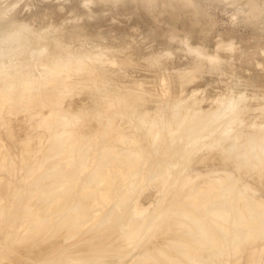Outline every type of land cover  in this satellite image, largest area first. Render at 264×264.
<instances>
[{"label": "rangeland", "instance_id": "obj_1", "mask_svg": "<svg viewBox=\"0 0 264 264\" xmlns=\"http://www.w3.org/2000/svg\"><path fill=\"white\" fill-rule=\"evenodd\" d=\"M4 1L5 0H0V54L2 55V53H3V54H9L10 55V57L12 59H9L8 58L9 56L4 55V57H6L5 59H7V62H9L10 60L13 61L14 59H16V61L19 60V62L18 61L17 62H11L10 61L12 63L11 64L12 67H11V65H8L7 62H5L6 64H4V65H6V66L8 65V66L4 67L2 65L3 67L0 68V75L2 73V70L4 69L6 72H10V73L14 72L15 74H20L21 76L17 79L18 81H22V80H24V77H26L29 80H31L32 82H35V75L40 76L41 72L43 70V67H42L41 60H39V58L37 56H35V55H37V54H35V52L38 49H41L42 46L41 45L38 46L37 43H34V42L36 41L39 43L46 36L59 34V36H61V37L64 36V37L59 38L57 36V38L62 39V40H58V41L63 43L62 45L68 46V48L70 50H72V52L87 51L86 53H92L93 50H94V53L100 52L105 58V62L102 64V66H107L109 69L115 70L116 74H114L115 77H114L113 81L115 83L117 82L119 84H124L123 87L128 91H131V92L137 91V92H141L142 94L149 96L150 100L147 101V103H146V109H151L149 111L155 110L154 108L162 109L163 114L166 115L165 117H162V122L165 125H167L168 127L173 128L176 126V121L173 119H170L171 116H168V115H171L170 113L172 112L174 106H176L177 111L179 113H181L182 115H190L194 111L193 107L196 106L194 98L197 99V102L198 101L200 102L199 105H201L202 110H207L209 108L214 107L216 109V111H221L223 108L226 107L224 109V111L226 113H223L222 116L217 119V122H219L220 124H223V126H219V127H227V130L224 133H221V134H207V132H204L202 134H181L180 133V134H178L179 137L176 139L175 144L171 147H168V148L166 147V148L160 149V146H159L156 151H153V150L149 149L146 146V144L144 143V145H143V147H144L143 152L144 153L138 152V156L140 158L139 161H141V163L138 167H136L137 168L136 172L139 173V176L146 177L147 181L145 182L144 181L145 178L142 177V179L144 178L142 180L143 183L141 182V180L139 181V182H141L140 184H142V185L140 186V184H138L139 182L136 183V185H139V188H137L138 187L137 186L136 187L137 190L135 189L136 191H133L134 193L131 197V201H126L125 205H123V208L124 207L126 208L127 207L126 204H128V202H130L128 205L129 207H127L126 210H124L125 208L119 209L120 212H122L123 210L125 211V212L123 211L124 212L123 214L125 216H127L128 214L134 215L132 213H128V210L132 211L134 209L133 207H136V206H137V208H135V209H139L141 207L143 210L145 208H147V210L146 211L142 210L144 213H142V212L141 213L140 212L135 213L139 210H136V211L134 210L135 212L132 211L135 214H139L141 216V214L144 215L148 212H149L148 214H150V212H151V215H149V216H151V218H149V219H151L150 220L151 222L149 220L148 221L146 220V221L150 222L149 224H153L154 226L152 225V228L150 226L149 233L147 232L148 228H147V231L146 230L142 231V232H144V234H145V232L148 233L146 236H144V234L142 233L143 237L142 236L138 237V234L135 233L137 236L130 237L131 233L129 234L128 232L126 233L125 231H124L125 233L122 232V235L124 236V238L127 239L126 236H129V238H128L129 240L127 239L128 241L126 242V244L129 243V246L130 245L132 246V244H133V246L134 245L136 246V244L139 243L138 245H140V243H141L140 247H138V249L140 251L138 255H141L140 253H143V252H141L142 250L144 251V253L148 252L147 247L150 246L149 243H151L154 238H157L155 240H160L159 239L160 237L164 238V236L168 232H165L163 229L164 233H166V234H164V236H161L163 234V233H161L162 232L161 231V232H159L161 235L160 234L157 235V229L158 228H156V230H155V228H153V227H155V225H157V224L158 225L156 227H159V225L162 226L163 223H161V221L162 220L164 221V216H165L162 213L165 212L167 209H170L174 206H178L180 204L182 197L184 196L185 189L187 187L189 188L192 185V182L195 180L193 177H195L197 175L202 177L201 175L206 174L207 170H209V172H211V170L213 171L215 168L217 173L220 171L227 173L231 177V179L228 177L226 179H227V181L232 180L231 183H232L233 189L237 188L236 191L240 190V191H238V193L239 192L242 194L244 193L243 194L244 196L247 194L246 196H250L249 198L253 199L255 202L257 201L256 204L257 203L260 204L262 202V204H260V205H263V209H264V183H263L264 173H262L264 171L259 170L260 166L258 164L259 162H258L257 156L254 154V155H251L249 157V165L248 166L237 165L232 161L231 157H229V155L225 154L221 150V148L219 147L220 142H225V144H226V142H230L231 137L236 138V142L239 143V142H242L244 139H248L247 136L250 134H253L255 132L259 133L258 136L264 135V115L259 114L260 108L262 107L259 105L264 103V60H262V59H264V0H6L5 2ZM15 5H18V7L15 9V11H13V8ZM176 28H178V29H176ZM61 30H62V32H61ZM15 31H17V32L20 31L21 36H19V37L14 36L15 37L14 41L10 40L9 36L14 35ZM74 33H76L77 36H75L76 34H74ZM73 34H74V36H73ZM31 35H34V36L39 35V36H36L37 37V39H36V37H33V36L31 37ZM25 36H26V38H25ZM27 38H29V39H27ZM70 38H71V40H70ZM25 39H27L29 41H27ZM33 40H35V41H33ZM65 40H67V41H65ZM31 41L34 44H32ZM62 41H64L66 44ZM28 42H31V45L28 44ZM32 45H34V47H31ZM227 46H230V47H232V49L233 48L234 49L230 50L231 48L227 47ZM35 47H36V49H35ZM96 47H97V49H96ZM236 47H238V48L235 51ZM167 48H169L170 51L172 49L174 50V52L176 51L177 57L175 54H174L175 56L172 55L174 57H172V56L166 57L165 54L167 52L166 51ZM81 49H83V50L81 51ZM88 50H90V51H88ZM164 51H165V54L163 53ZM232 51H234V52H232ZM168 52L166 55L169 54ZM171 52H173V51H171ZM162 54H164V55H162ZM171 54H173V53H170L169 55H171ZM198 54H199V56H202L203 58H200L198 56ZM194 55L197 57H195ZM212 56H213V59L211 58ZM42 57L44 58L45 56H42ZM172 58H174V59H172ZM207 58H209L208 61H207ZM216 58H217V60H216ZM150 59L152 60V62L151 61L148 62ZM192 59H193V61H194L193 63L195 65L199 63V62L196 63L197 61H199V60L201 61L199 63L200 64L199 65L200 67L198 69L199 73L194 76L195 79L192 77L193 79L191 78L190 81L188 80L189 81L188 83L185 81L187 84L183 81V83H185V85H184L182 83V81L177 80L179 78V76L177 74H179L182 71L184 72L185 69H186L185 71H187L188 69L190 70L191 69L190 67H193L192 65H194L193 63L191 64ZM1 61L2 60H0V62ZM124 61L126 63L122 64ZM218 61H219V63L222 62L221 63L222 65H223V63H225L224 65H226V66L223 65L224 67L220 69V67H222V66H220V64H219V66H217V70H216V68H214V71L215 70L216 71L221 70V72L223 73L222 69L224 71L226 70L228 72L225 71L224 75L227 74V76L225 75V77H221V76H223V74L221 72L216 73L213 70H210L214 67L212 65H214L215 63H216V65L218 64ZM203 62H204V64H202ZM16 63H19L17 65H20V66H17ZM20 63H22V64H20ZM229 64H232V65H229ZM209 65L212 66V68ZM233 65H234V67H233ZM262 65H263V67H261ZM14 66H16V67L13 68ZM201 66H202V68H201ZM236 66H238L237 69L239 71V72H237V74H235V72L237 71V69L235 68ZM207 67H210V69H207ZM200 68H201V70H200ZM228 68H230V69L227 70ZM232 68H234L236 71L234 69L232 70ZM260 68H262V69H260ZM177 69L180 71L177 72L176 71ZM120 70H121V72L119 73ZM206 70H207V74H206ZM208 71L210 74L208 73ZM212 71L217 75L212 74L213 73ZM231 71L233 73H231ZM105 73H106V70L104 71V74ZM220 73L222 75H220ZM229 73H231V75H233V76H231ZM43 74H44V71H43L42 75ZM120 74H121V76H120ZM219 75L221 78L218 77ZM105 76H104V80L107 82L106 83V90L109 89V91H106V90L104 91V90L97 88V89H94L92 91V93H93V94L91 93L92 95H98L102 98H104V97L107 98L106 95H108L109 92H114L113 82L111 83L110 80ZM232 78H234V79H232ZM191 80H194V81H191ZM178 81H180V82H178ZM9 85L10 86L5 85V84L0 82V87H2V88L11 87V84H9ZM12 86H15V84ZM135 86H137V88H135ZM164 90L167 91L168 97H165V96L163 97L161 95V94H163ZM217 95L220 96L219 98H221L222 96L225 97L224 98L225 100L223 99L224 100L223 103L220 104L219 106H217V105L215 106L216 102L214 101L215 100L214 97L218 98ZM225 95L227 96L228 100L232 101V103H230V101H227ZM106 98H104V99H106ZM151 98H152V100H151ZM176 98H178V99L176 100ZM94 100H96V99H94ZM158 100H160V101H158ZM173 100H175V103L173 102ZM92 101L93 100H91L89 97L82 98V105L84 108H86L85 115H86L87 120H88L89 130L92 132V134L87 141L86 148H84L83 150L81 148L80 153H82V151H83V153L87 154V156H98L100 150L104 149L105 146L100 143V141H103L102 140L103 137H101V135H102L101 129H100L99 124H97V120L91 116L90 111L91 110H99L97 108L102 106L103 102L100 103L98 101L99 103L92 104L91 103ZM165 102H167V104ZM170 103L172 105L174 103V105L171 107ZM187 103H188V106L190 104L191 105L188 107ZM229 103H230V105H228ZM164 104H166V105H164ZM106 105L107 104L105 103L104 106H106ZM226 105H228V106H226ZM186 107H188V108H186ZM106 109L112 112L113 117L114 116L117 117L116 111H115V105H112V106L108 105L106 107ZM167 110H168V112H167ZM23 111H25V110L19 111L18 114L21 112L24 113ZM9 116L14 117V114H11ZM15 116L18 117L17 114ZM19 116H21V115H19ZM12 117H10L9 119H11ZM100 117L104 121H106L107 119H110V116L106 112L101 113ZM15 118L16 117H14V119ZM14 119H13V121H14ZM25 119L26 118L25 117L23 118V116L18 117V119L17 118L15 119L16 121L13 124L16 125L15 128L17 127V129H18L17 131H19V128H24V126H23L24 123L21 124L19 122L27 121V119L26 120ZM30 119H31V122L29 121V118H28L27 123L30 122V124H31V123H33V118H30ZM8 121L10 122V120H8ZM118 121H121V120L118 119ZM6 122H7V120H6ZM9 124H12V121ZM2 126L0 125V128ZM30 126L33 127L34 125L31 124ZM30 126L29 125L27 126L25 123V127L26 128L28 127L27 129L29 131L26 132L27 129L26 130L20 129V130L21 131L23 130L24 133L26 132L24 134V136H26V137L22 136L23 138L29 139V138H31V136H35V137H33V139H30L28 142L29 145L34 144L33 147L30 146L31 150L34 151V153L31 150L27 151V152L32 154V155H29V157L31 158V156H34L36 154V156L32 157V159L35 158L34 159L35 161L33 160V162H31V163H34L35 165L29 166L31 169L26 168V166H25L26 164H28V162H30L29 161L30 159L26 158L28 156L25 154H23V156L21 155L22 153L26 152V151H23L22 148H24L25 150H26V148H28L27 147L28 145L26 146V144H28L26 142V141H28L27 139L24 141V143L26 142L25 145L21 144V143H23V141L19 142L22 137L18 136V134L22 135L23 133L20 131L22 134L21 133L17 134L16 131H13L14 129L11 130V132H13V133L15 132L16 133L15 135L20 137V138H18V137L15 138L16 136H14V134H13V136H14L13 138L16 139L15 140L16 143L17 142H19V143L12 146L11 144H8V142H7L8 141L7 138H9V134H7L8 137H6L5 133L2 132L3 128L0 129L1 130L0 133L2 132L4 134L3 136L1 135L0 137H4L5 140H7V141H5V140L3 141L6 144H4L2 142L3 144L1 143V145H0V154H1V156H0V159H1V161H0V184L3 183V185L6 186L5 189H8L11 186H16V191L14 193L10 192L11 190H9V189H8L9 191L7 190L9 193H7V191L0 192V208L3 209L5 207L6 210L3 209V211L5 210L4 212L7 214V213H9L11 208H16V206L21 207L22 203L27 206V204L29 203V205H28L29 208H26L25 212H23L21 210V208L20 209L18 208L19 211L18 210L15 211L16 209L13 210L14 212H19L21 214H24L22 216H25L26 218L29 217V216H27L28 214L30 215L31 213L36 212V209L40 211V209H38V207H37L38 204H37V206L33 205L32 203H31L32 205H30V202H34V204H36V201H35L36 198L28 200V197H26V195L29 194L30 192H34L37 190L40 191V189H41L40 187L42 184L40 182L43 179H40L41 181L39 180V182H38V180H36L34 178V177H36L35 174L37 175L39 173H42L44 171L43 169L51 167L52 164H51L50 159L53 158V160H54V159H56L57 156H59V154H56L57 156L53 155L54 157L50 156L52 158L49 157V159H47V158L44 159L42 157V155H40L41 153H38L37 149L43 147L40 145L41 144L42 145L49 144L50 139L46 138V136L44 137V136L40 135L41 132H43L42 129H44V128H42L41 130L39 129L41 132H38V134L40 133L39 137H41V139H42V137H44V139L42 141H41V139H37L38 135L36 137V135H33V134L39 130H37V128L35 130H32L34 128H31ZM29 127L31 128L32 131L37 130L36 132L31 133L32 135L30 137L27 136V133L31 132ZM128 127H130V125ZM12 128H14V127H12ZM126 129H127V127L124 128L125 132H127ZM130 134H133V132L130 131ZM43 135H46V134H43ZM190 135L199 136L200 138H202V141H205V142L207 141V143H205L204 145H200V143H197V144L191 146V148H189L188 150H187V148L183 147V150H186V152L182 150V152H185V154H184L185 157L183 156V158H181L179 145H182L186 141H188ZM226 137H228V138L225 139ZM34 139H37V141ZM163 139H160L161 140V141H159L160 145H162L164 143L165 140H163ZM22 140H24V139H22ZM107 141H110V140H105L103 142L108 143ZM35 143L39 144V145H36ZM20 144L23 146H26V148L25 147L19 148V146L17 148L15 147V146L20 145ZM36 146H38L39 148H34ZM13 147L16 148L15 150H18V151H16L17 154H18V152L20 153V151L22 149L21 154H19V156H18L19 161L16 160L17 159L16 153L14 152L15 153L14 154L12 152ZM149 147H150V136H149ZM28 149H30V148H28ZM15 150H13V151H15ZM41 151L42 150H40L39 152H41ZM3 155H6V156L2 157ZM216 155L220 156V162L221 163H219V161H213V163H216V165H214V164L210 163L209 161H207L210 157L216 156ZM20 156H22V157H20ZM6 157H8L9 160H11V157L12 158L14 157L13 160L15 159L16 161L8 163L7 162L8 159L6 160ZM3 158H5L6 161H3L4 160ZM20 158H22V159H20ZM23 158H26V162H27L26 164H24L26 172L24 171L23 167H20V166L16 167L15 166V164H17V165L20 164L23 166V164L20 163L21 161H23ZM42 159H44V160H42ZM14 162H18V163H14ZM6 163L11 170H9ZM9 164H11V165H9ZM12 164L15 167L11 168ZM38 164L39 165L41 164V166H38ZM211 164L214 166H212ZM217 164H219V165H217ZM154 165H157L158 167L162 168L161 170H163V168H165L166 173L163 175L160 174V176L166 175V176H164L163 182H162L164 184V180L167 181V184L165 183L166 188L163 187V185L161 186L160 184H162V183H160L157 179H156L157 180L156 182H158L156 184L157 186L155 185V180L153 177H151V173H152L151 169L154 167ZM210 165L212 166L213 169H211V167H209ZM34 167H35V169L32 171V168H34ZM6 169H8L9 171ZM40 169H42L43 171L41 172ZM28 170H30L29 173H27ZM90 170H91V165L87 164L84 167V170L81 173V177H79V179L80 180H84L83 178L88 179V177H86V176H88V173ZM165 170L161 171V172L164 173ZM216 172H214V173L216 174ZM29 174L30 175L33 174L34 177H33V175H31L32 177L31 176L27 177V175H29ZM23 175H25L26 177ZM37 176H39V175H37ZM41 176L42 175H40L39 178H41ZM27 178L28 179L30 178V179L27 180ZM23 179H26V181H28V182L30 181V183L35 185L34 187H36V184H34L36 182L40 183V185L37 184V185H39L38 187H36L37 190L34 188V191H32L33 188H31V189H29V191H27L28 193L24 192L25 190H27V184H30V183L24 181ZM86 179H85V182H86ZM6 180L7 181L9 180V181L5 182ZM11 180L13 181L11 183H14V185L10 184ZM33 180H36V182ZM197 180L194 181V184H198L199 180L197 183H195ZM90 181H92V180H90ZM83 182L84 181H82V182L80 181V183H83ZM4 183H7V184H4ZM3 185H1V188H3L2 187ZM109 185H111V184L108 183L107 187ZM29 186L31 187L32 185H29ZM104 186H105V184H104ZM104 186L102 187L103 190L105 188H107L106 186L105 187ZM118 186L119 185H115V187H117V189H118ZM135 186H134V188H135ZM112 187H114V186L112 185ZM162 187L165 188V191L163 189L164 192L168 191L167 194L163 198H162V196H160V195H162L161 193H164L163 191H161ZM193 187H195V186H193ZM197 187L198 186H196L195 189ZM1 188H0V190H1ZM110 188L111 187L107 188V189H109L108 191H110V192L112 189L115 190V188H112L111 190H110ZM134 188H133V190H134ZM118 190L121 192V187ZM118 190H116L114 192H117ZM159 190H160V192H158ZM20 191H23L24 194L22 192L20 194ZM51 192H53V190ZM25 193H26V195H25ZM36 193H38V192H36ZM55 193H58V192H55ZM112 193H113V191H112ZM50 194H53V193H50ZM50 194H48L49 196L47 195V197L49 199H50ZM57 195H59V194H57ZM70 196H72V197H70ZM252 196L254 198H252ZM30 197H32V196H30ZM53 197H55V196H53ZM66 197L68 200L66 202H64V200H66ZM69 197L70 198H68V195L63 194L61 201L58 197V198L51 199V201L53 200V203H52V205H51V203H49V204L53 207L58 208L59 205H64L66 203V206H63L64 208L62 207L63 210H61V208L59 207L61 210L60 213L64 212V210H66L69 207V202L72 203L76 199V198L74 199L73 194L69 195ZM49 199H48V201H49ZM129 199H130V197L128 198V200ZM37 200H39V199H37ZM54 200H56V201H54ZM111 200L113 202V199H111ZM25 201H28V202L25 203ZM51 201H49V202H51ZM57 201H60L61 204L58 203L59 204L58 205ZM76 202H77V200H76ZM76 202L74 201V204H76ZM109 202H110V199H109ZM37 203H39V201ZM54 203L58 206H56ZM99 203L100 202L96 203L97 204L96 210L99 207L98 206ZM102 203H104V202L102 201ZM106 203L108 204L107 205V208H108L110 206L108 203V200ZM106 203L104 205H106ZM113 204L115 205L114 202H113ZM100 205H103V204L100 203ZM104 205L102 207H100L98 211H101L100 210L101 208L102 209L105 208V210H103V212H105L107 208L104 207ZM6 206L10 207V209L8 210L6 208ZM30 206H31V208H30ZM34 206H36V208ZM51 206H50V208H52ZM111 206H112V204H111ZM138 206H140V207H138ZM142 206H144L145 208H143ZM113 207H115V206H113ZM113 207H109L110 209H108V210L109 211L115 210L116 207H115V209H113ZM50 208H49V210H50ZM156 209H157V212L155 211ZM0 211H2V210H0ZM3 211H2V214L5 215V213ZM6 211H8V212H6ZM13 211H11V212H13ZM53 211L54 210L52 208V211H49L50 214L46 215L47 220H48V217H49V219H51L53 217V215H54L53 213H57L56 212L57 209L55 210V212H53ZM117 211H118V209H117ZM126 211H127V213H126ZM40 212H42V211H40ZM111 212L112 211H110L109 213H111ZM120 212L118 211L117 213H120ZM19 213H15V214L10 213V214L6 215L4 221L7 222V225H6V223H4V221H3V224L0 225V230H1L0 235L2 233H4V231H5V229H1V228H4V227L6 229L8 228V230H6V231H9L10 228L16 229L14 227H11L13 224H14V226L21 225L22 227H19V228L17 227V228L19 230L22 228L26 229L25 231H23L21 233L20 231H22V230L19 231L17 229L15 232L14 231H12V232L18 234L17 231H19V235L24 234V236L30 238L32 242H34L38 245V246L35 245V248L39 247V243H41L43 245L49 244V245L43 246V247H45L46 254H48L51 251L50 253L52 255V252H53L52 250H55V249L51 250V248H54V246L56 245L55 242H57L58 244L61 243V241L60 242H58L57 240L53 241L52 237H54L55 239H58L59 237L62 236V235L59 236L58 232H55L52 235V233H53L52 229L56 225L53 223H50V220H49V223H46V224L45 223L43 224V222H42V223H39V224H41V225H39L37 223V226L38 227L42 226L43 230L42 229L41 230L28 229L29 228L28 223H31L32 220L31 221L28 220V219H30V217L27 219L25 218V220L18 219V218L22 217ZM105 214H106V212H105ZM11 215H13V218L12 217L11 218L14 220H12L10 218ZM36 215H40V213L38 212ZM55 215H57V214H55ZM8 216H9V219H7ZM15 216H17V218ZM19 216H21V217H19ZM130 216L128 215V217H126V218H129ZM146 216H147V214H146ZM121 217L123 218L124 216H121ZM138 217H137V221L140 218V217L139 218ZM104 218H105V216H104ZM131 218L132 217H130V219ZM133 218L136 221V216H133ZM141 218H142V220L143 219L145 220L144 216ZM141 218H140V220H141ZM10 219H11V221H10ZM17 219L19 221H25V222L29 221V222L28 223L24 222L25 225H22L23 224L22 222H21L22 224H19V222L14 223V221H18ZM46 219L43 218V221ZM90 219L91 218H89V220ZM94 219H96V218H94ZM89 220H88V223L86 222L84 227L80 228L81 230L72 231V235H71L72 238H70V240H72L73 237H77L79 239H76L75 242L81 241L80 243H77V244H79L78 246L74 245L75 246L74 248L79 247L83 244L82 243L83 238L90 240L91 238L94 239L95 237H97L96 238L97 243L96 244L94 243V244L96 246H98L97 244H99L100 239L103 238L100 236L101 235L100 233H103L106 230L108 231V229L103 230V228H105L107 226L104 225L102 222H101L102 223V226H101L102 229L98 227L99 225H101V224H99V221H101L102 219L99 221H96V223L93 220V218L91 219V221H93V222H91V221L89 222ZM8 222L9 223L12 222V223L8 224ZM127 222H128V220H127ZM159 222H160V224H159ZM94 223H95V229H93V230H94V232L97 231L98 234L94 233L97 236L91 237V235L88 236L87 234L93 233L90 230H91V227H94ZM7 226H10V227H7ZM96 226L101 230H99L98 228L96 230ZM103 226H105V227H103ZM63 227L64 228L61 227L59 229L60 232L62 231L61 233L70 229L69 225L63 226ZM119 228H117V229H119ZM121 228H122V226H121ZM123 228H125V227L123 226ZM192 228L194 230V226ZM152 229H154V230L152 231ZM2 230H3V232H2ZM121 230H120V232H121ZM160 230H162V229H160ZM169 230L170 229H168V231ZM186 230H188L187 227H186ZM88 231H90V233H88ZM150 231H152V232H150ZM106 232L104 233L103 236H105ZM118 232H116V233H118ZM120 232H119V235H120ZM181 232H182V229H181ZM14 233H11V234H14ZM56 233L59 237L54 236V235H56ZM116 233H115L116 237H119V235H117ZM169 233H171V232H169ZM179 233H180V231H179ZM11 234H9V235H11ZM42 234H43V236L45 234L48 238H46V239L44 238V240H43ZM125 234H129V235H125ZM14 235H12V237L10 239V243L12 242V244L15 243L14 241H15V238L17 237V235H15V236ZM139 235H141V233H139ZM39 236H42V237L40 238ZM71 236H68L66 238V240L64 239L62 241H65L67 244L68 243L67 239ZM171 236H173L172 233H171L170 237ZM261 236L262 237H260V239H258L256 241V244H261L263 246V249H262L263 252H262V255L260 257V261H262L263 262L262 264H264V233L261 234ZM87 237H89V238H87ZM122 237L120 236L119 240L116 238L118 240L119 244H121L120 241H122V240H124V244H125L126 239H123ZM38 238H40L43 241H39ZM80 238H82V240H80ZM120 238H122V239L120 240ZM18 239H19V237L16 238V241ZM59 239H61V238H59ZM93 239H91V243L88 242V240L83 241L84 244L86 243V241L88 242V244L90 243L89 245L86 243L87 249H85V245L81 246L84 248V250L83 249L82 250L83 251L86 250V252L90 250V249L88 250V248H90V245L91 246L93 245V247H94V248L91 247V248H93V250L91 249L92 251L90 250L91 252L89 251L87 254L88 255L91 254L90 256H88V260H89V258L91 259L92 257L95 256V259L92 258L93 260H95V262L93 260H92L93 263L91 260L89 262L87 260V258L84 257L86 259L85 263L87 261L89 262V263L87 262L88 264H90V263L91 264H121L123 261L125 262L126 257H124V259H122V260L120 258H122L123 255L126 254L125 253V249L127 248V247H125L126 244H125V246L123 245V247H121V248H120L121 245H119V244H118L119 248L116 247L117 243H116V245H114L115 248H117L116 250L121 249L120 251L124 252V253L121 252V254H119L118 251H115V248H112L113 245L111 247L108 246V247L112 248L110 250L106 246L105 249L100 248L101 251H99L97 249V247H95L94 244H92V242H95V239L94 240ZM165 239H167V238H164V243H166ZM171 239H172V237H171ZM46 240L48 241V243ZM167 240H169V239H167ZM170 240H169V242H170ZM173 240L175 241V239H173ZM176 240L179 241V239H177V238H176ZM172 241L170 243H172ZM174 241L172 244L175 243ZM37 242H39V243H37ZM65 242H62V243L64 244ZM169 242L167 241V243H169ZM162 243H163V239H162ZM170 243H169V245H170ZM63 244H62V246L65 247L66 244H64V245ZM73 244H75V243H73ZM105 244H102V246ZM114 244H115V242H114ZM8 245H9V241L7 240L5 242L4 246H6L8 249L9 248L11 249L13 247V246L8 247ZM106 245H110V243H108ZM161 245L167 246L166 244H161ZM51 246H53V247H51ZM67 246L65 249L68 248L71 250L73 247V245H71L70 247H69V245H67ZM133 246H132V249L128 248V250L132 251ZM157 246H159V245H157ZM165 246H164V248H165ZM171 246L173 247V245H171ZM58 247H60V245H58ZM58 247H57V250H58ZM64 247H62V248H64ZM81 247H80V249H81ZM159 247H154V249L155 248L159 249ZM168 247L169 246H167V249H168ZM122 248H124V251L122 250ZM161 248L162 247H160V249ZM2 249H4V248L1 245L0 246V264H6V263L14 264L16 261H17L16 264H19L20 261L17 260L18 253H15V254H17V256L15 257V255L12 252L10 253L8 250H6V249L2 250ZM96 249H97V251H95ZM154 249H151V250L156 252L157 249H155V250ZM175 249H177V248H175ZM175 249H173V250L175 251ZM61 250L62 249H60V251ZM128 250H126V252ZM180 250H182V249H180ZM113 251L115 253L117 252L116 254H118V256L115 255V253ZM136 251H137V248L134 252L136 253ZM160 251L162 252V250H160ZM160 251H158L156 253L159 254ZM168 251H170V250L168 249ZM174 251H172V252H174ZM178 251H176V252H178ZM13 252H15V251H13ZM86 252H83V253L87 257V255L85 254ZM134 252L132 253V256L135 255L136 257H138ZM155 252H152V254L153 253L156 254ZM127 253L128 254H126V255H129L130 252H127ZM174 253H173V256H175L177 254V253H175V255H174ZM181 253L182 252H180L178 254H181ZM11 254H13L14 256ZM94 254H96V255H94ZM162 254H164V253L160 254L161 257L163 256ZM209 254H211V252L208 253V256H210ZM1 255H2V257H1ZM3 255H7V257L3 258ZM58 255H59V253L57 254V256ZM119 255L122 257H119ZM160 255L156 254V257L160 256ZM97 256H99V257L96 260ZM143 256L145 258V255H141V257H138L136 264H138L141 260H143V259H141ZM8 257L11 260V261H9L10 263L8 262V260H9ZM154 257H155V255H154ZM156 257L154 258V260L156 259ZM161 257H160V259L157 257L158 261L159 260L161 261ZM164 257H167V256H165V254H164ZM215 257L217 258V255ZM13 258H15V259H13ZM38 258L36 259L38 263H36V260H35V262L34 261H32V262L34 264H46L48 261V259L44 260V258H42V257L40 259H38ZM56 258L57 257L55 256V253L53 252L52 260L50 262H53L54 260H56ZM41 259H43V261ZM130 259H131V257L129 258V260ZM134 259H133L134 261L131 259L130 263H132V261H133V263L136 262V258H134ZM139 259H140V261H138ZM151 259H153V256ZM38 260H41V261H38ZM162 260H163V257H162ZM220 260L221 261H220V263L218 262V264H221V263L223 264V262L225 261L221 258H220ZM222 260H223V262H222ZM156 261H157V259L155 260V262ZM217 261H219V259L214 261L215 264H217ZM162 262H164L166 264L165 260H163ZM226 262H227V260L225 261V263ZM75 263L76 264H80V263L83 264L84 261L83 262L82 261L81 262L80 261L79 262L74 261L71 264H75ZM130 263L128 260H126L125 264H130ZM158 263H160V262H158ZM158 263H156V264H158ZM241 263L243 264V262H241ZM23 264H31V262L25 261ZM139 264H143V262H140Z\"/></svg>", "mask_w": 264, "mask_h": 264}, {"label": "bare ground", "instance_id": "obj_2", "mask_svg": "<svg viewBox=\"0 0 264 264\" xmlns=\"http://www.w3.org/2000/svg\"><path fill=\"white\" fill-rule=\"evenodd\" d=\"M176 29H178V28H176ZM61 32H62V30H61ZM74 34H76V33H74ZM74 34H73V36H74ZM14 36H16V37L21 36L20 31H18V32L15 31L14 35L9 36L10 40L14 41V39H15ZM32 36L36 37L39 35H36V36L31 35V37ZM57 36L59 38L64 37V36L63 37L59 36V34H57V35L54 34V35H49V36L44 37L43 40L39 43L36 42L35 40H33V41H35L34 43H37L38 46L39 45L42 46L41 49H38L35 52V54H37L35 56H37L39 58V60H41L42 67H43L41 75L40 76L35 75V82H32L31 80H29L26 77H24V80L18 81L17 79L21 76L20 74H15L14 72H12V73L6 72L4 69L2 70V73L0 75V82L1 83L8 85V86H10L9 84H11V87H9V88L0 87V125L1 126L3 125L0 129L3 128L2 132L5 133L6 137H8L7 134H9V138H7L8 141L5 140L4 137H0V141H1L0 145L4 140L7 141L8 144H11L12 146L16 145L17 143H19L21 141H23V143H21V144L25 145L26 142L28 143L30 139H33V137H35V136H31L32 135L31 133L36 132L37 130H39V129L41 130L42 128H44V129H42L43 132H41L39 130L36 133H34L33 135H36V137L38 135L37 139H41V137H39L40 133L38 134V132H41L40 135L44 136V137L46 136V138H49L50 142L47 145L41 144L40 146H43L42 148H39L38 146H36L34 148H39L40 150H42L41 152H39L40 150L37 149L38 153H41L40 155H42V157L44 159L45 158L49 159L50 156L59 154V156L56 155L57 157L54 160L52 157H50V158H52V159H50L51 164H52L51 167L43 169L44 171L42 169H40L41 172L42 171L43 172L39 173L37 175H39V176L42 175L41 178H39V176H37L36 174H35L36 177H34V175L31 174V175H33V177L36 180H38V182L40 179H43L42 181L40 180L41 181L40 183L42 184L40 187L41 188L40 191L37 190V188H36L40 185V183L36 182V180H33L36 182V183H34V184H36V187H34L35 185L30 183V181L28 182V181H26V179H23L24 181L30 183V184H27V190H25L24 192L29 191V189H31V188H33L32 191H34V188L37 190V191L30 192L29 194H27L28 196L26 195V193H25V195H26V197H28V200L36 198V200H35L36 204H34V202H30V205L33 204V205L37 206V204H38L37 207L42 212H40L37 209H36V212L37 213L39 212L40 215H36L37 214L36 212H33L30 215L27 213L28 214L27 216L30 217V219H28V220L29 221L32 220L31 223H28L29 221L28 222L19 221L18 219L25 220L26 217L22 216L24 214H21L19 212H14L13 210L16 209L15 211H17L18 208L19 209L21 208V210L23 212H25V209L29 208V206H28L29 203L27 204V206L22 203L21 207L16 206V208H11L12 210L10 209V207L6 206V208L8 210L10 209L9 213H7V214L4 212L6 210L5 207L3 208V209H5L4 211L2 208H0V210H2L5 213V215H3L2 211H0V225L3 224V221L5 220L6 215H8L10 213L11 214L12 213L13 214L19 213L22 217L19 216L21 218H18L17 219L18 221H14V223L19 222V224L23 223L22 225H25L24 224V222H25V223L29 224L28 229H37V230L42 229L43 230V227L42 226L38 227L37 223L39 224V223L43 222V224L44 223L46 224V223H49V220H50V223H53L56 225L52 229V232H53L52 235L55 232H58L59 236L62 235L61 237H59L57 235V233H56V235H54V236H58L61 239H59V238L55 239L54 237H52L53 241L57 240L58 242L61 241V243L58 244L57 242H55V244H56L55 246L53 245L54 243L52 244L54 246V248H51V250L55 249L59 253V255L57 256L58 253L55 250H52L55 253V256L57 258L53 262H50L52 260L53 252H52V255L50 253L51 251L48 254H46L45 247H43V246H47L49 244L45 243L46 245H43V244L37 242V243H39V247L35 248V245H37V244L32 242L30 238L24 236V234L19 235L20 230H22V231H20L21 233L26 230L23 228L19 230L18 228L22 227L21 225L14 226V224H13L11 227H14L16 229L10 228L9 231H6V230H8V228L6 229L3 226L4 228H1V229H5V231H4V233H2L0 235V246L2 245V247L4 249L8 250L10 253L12 252L15 255V257L17 256V254H15V253H18L17 260L20 261V262L18 261L19 264H23L25 261H29V262H31V264H34L32 261L35 262V260L38 257H39L38 259H40L41 257L44 258V260L48 259V261L46 260L47 261L46 264H71L74 261H78V262L84 261L83 264H88L90 262V260L92 261L93 259H95V256H94V257H92L93 259L89 258V260H88V256H90L91 254L90 255L87 254L91 249L93 250L94 247H93V245L92 246L90 245V248H88V250L89 249L90 250L86 252V250L83 251L84 248L81 246L85 245V249H87L86 243L87 244H88V242L91 243V239H93V238L88 240V239H84L82 237L83 241L88 240V242L86 241V243L84 244V242L82 241L83 244L79 247H76V248H74L75 247L74 245L78 246L79 244H77V243H80L81 241L77 240L78 242H75L76 239H79L77 237H73L72 240H70V238H72V236H71L72 231L81 230L80 228L84 227L86 222L88 223L89 218H91V219L93 218L95 223H96V221H99L102 219L101 221H99V224H101V225H99L98 227L102 229L101 226L103 223L104 225L107 226V227L103 226V227H105V228H103V230L108 229V231L106 230L107 232L102 231L103 233H100L101 234L100 236L103 238L100 237L101 239L99 241V244H97L99 247L95 245L97 243V241H96L97 237H95L97 235L94 234V233H97V231L94 232V230H93V229H95V223H94V227H91V230H90L93 233H90V231H88V233H90V234H87L88 236L91 235V237H95L94 238L95 242H92V244L95 243L94 246L97 247V249L99 251H101L100 248L105 249L106 246L109 250L112 248H115L114 245H116V243H117V245L119 244V242H118L119 237L123 236L122 232H124V231L126 233L128 232L129 234L131 233L130 237L137 236L136 234H138V237L142 236L144 234V232H142V231L143 230L147 231V228H148L147 232L149 233L150 226L152 228V225H153V224H149L151 222L150 221L151 219H149V218H151V216H149V215H151V212H150V214H148L149 212L148 213L145 212L147 214V216H146V214H144V215L141 214V216L139 214H135V213H139V212L144 213L143 211H146L147 208L142 206L143 208H145L143 210L140 206H138V207H140L139 209H135V208H137V206L133 207L134 209L133 210L131 209L133 212H135L136 210H139L135 213L128 210V213L134 214V215H131V214H128V215L129 216L131 215L130 217H132V218H133V216H136V221H137L138 216L140 218L144 216L145 220L144 219L142 220V218L140 220V218L138 217L139 219L136 222L134 219L135 217L133 219L132 218L130 219V217L126 218V217H128V215L125 216L123 214L125 212L124 210H126L127 207H129L128 205L130 202H128V204H126L127 207L126 208L124 207L125 209L123 208V205H125L126 201H131V197L134 193L133 191L137 190L136 189L137 186H138L137 188H139V185H136V183H138L140 180L142 182V180L144 178H145L144 181L145 182L147 181L146 177L139 176V173L136 172V169H137L136 167H138L141 163V161H139L140 158L138 156V152L144 153L143 152L144 143L146 144V146L149 149L156 151L159 146H160V149L173 146L176 142V139L179 137L178 134H180V133L181 134H202L204 132H207V134H221L227 130V127H219V126H223V124H220L219 122H217V119L219 117H221L223 113H226L224 111V109L226 107L223 108L221 111H216V109L214 107L209 108L207 110H202L201 105H199L200 102L199 101L197 102L196 98H194L196 106H194L192 104L194 106L193 107L194 111L190 115H182L181 113H179L177 111L176 106H174L172 112L170 113L171 115H168V116H171L170 119H173L176 121V126L173 127L174 129L171 127H168L167 125H165L162 122V117L166 116L165 114H163L162 109L154 108L155 110H153V111H149L151 109H146V103H147V101L150 100L149 96L142 94L141 92H137V91H134V92L128 91L123 87L124 84H119L117 82L115 83L113 81L114 77H115L114 74H116L115 70H111L107 66H102V64L105 62V58L100 52L94 53L93 49H92L93 51L91 50L92 53H86L87 51H82L83 49H81L82 52H72V50H70L68 48V46L62 45L63 43L58 41V40H62V39L57 38ZM75 36H77V34ZM25 38H26V36H25ZM29 38H27V39H29ZM27 39H25V40H27ZM36 39H37V37H36ZM70 40H71V38H70ZM27 41H29V40H27ZM65 41H67V40H65ZM31 42H28V44L31 45ZM62 42H64V41H62ZM34 43L32 42V44H34ZM31 47H34V45H32ZM227 47H230V46H227ZM230 48H231L230 50L234 49V48L232 49V47H230ZM237 48L238 47H236L235 51L237 50ZM35 49H36V47H35ZM96 49H97V47H96ZM168 49L169 48H167L166 51L167 52L169 51L168 52L169 54L170 53H173V54L166 55L167 52L165 54V51H164L163 53L165 54L166 57L172 56L174 54L176 55V51L174 52V50L172 49L171 51H173V52H171L170 49L169 50ZM88 51H90V50H88ZM232 52H234V51H232ZM164 54H162V55H164ZM4 55L9 56L8 58L12 59L9 54H3V53H2V55L0 54V60H2L0 62V68H2L3 66L7 67L8 65H11L12 64L11 62H17V61L19 62V60L16 61V59H14L13 61L10 60L11 62L9 61L10 62L9 63V62H7V59H5L6 57H4ZM42 56H45V57L43 58ZM174 56H172V57H174ZM198 56H199V54H198ZM213 56L211 57L212 59H213ZM176 57H177V55H176ZM195 57H197V56H195ZM199 57L203 58L202 56H199ZM172 59H174V58H172ZM208 59L209 58H207V61H208ZM216 60H217V58H216ZM262 60H264V59H262ZM150 61L152 62L151 59L148 62H150ZM5 62L8 63L7 66L4 65V64H6ZM193 62L194 61L192 59L191 64ZM198 62L200 63L201 61L199 60L196 63H198ZM125 63L126 62L124 61L122 64H125ZM199 63L196 65L193 63L194 65H192L193 67H190L191 68L190 70L188 69L187 71H185L186 70L185 69L184 72L182 71L179 74H177L179 76V78L177 80L182 81V83H183V81L184 82L186 81L188 83L192 77L195 79L194 76L199 73V70H198L200 67ZM221 63H219V61H218L217 65H216V63L214 65L211 64L214 67L212 68V66L209 65L212 69H210V67H207V69L214 71V68H216V70H217V66H219V64H220V66H222V67H220V69L223 68L224 66H226V65H224L225 63H223L224 66ZM17 64H19V63H16V65ZM20 64H22V63H20ZM202 64H204V62ZM229 65H232V64H229ZM17 66H20V65H17ZM11 67H12V65H11ZM15 67L16 66H14L13 68H15ZM233 67H234V65H233ZM261 67H263V65ZM201 68H202V66H201ZM201 68H200V70H201ZM235 68L237 69L238 66H236ZM229 69L230 68H228L227 70H229ZM233 69L234 68H232V70ZM260 69H262V68H260ZM105 70H106V73L104 74ZM216 70L214 72H216V73L221 72V70L220 71H216ZM43 71H44V74L42 75ZM176 71L179 72L180 70L177 69ZM222 71H223V73L222 72L221 73L223 74V76H221V77H225V75L227 76V74L224 75V72L226 70L224 71L222 69ZM120 72H121V70L119 71V73ZM214 72L212 74H215ZM226 72H228V71H226ZM237 72H239L238 69L235 72V74H237ZM208 73H209V71H208ZM221 73H220V75H222ZM231 73H233V72L231 71ZM231 73H229V74L231 75ZM206 74H207V70H206ZM215 75H217V74H215ZM220 75L218 77H220ZM104 76L107 77L111 83L113 82V85H114V92H109V94L106 95L107 98L103 96L106 99H104L98 95H92L93 94L92 91L94 89L98 88V89H101L104 91L106 90V83L107 82L104 80ZM120 76H121V74H120ZM231 76H233V75H231ZM232 79H234V78H232ZM180 81H178V82H180ZM191 81H194V80H191ZM185 83H183V84L185 85ZM14 84H15V86H12ZM135 88H137V86H135ZM106 91H109V89ZM161 95L163 97L164 96L168 97V93L166 90H164L163 94H161ZM84 96L89 97L91 100H93L91 102L92 104L103 102L102 106L97 108L99 110H91L90 111L91 116L97 120V124H99V126H100L101 134H102L101 137H103L102 140L103 141H105V140L111 141V142L107 141L108 143L100 141V143L103 144L105 146V148L100 150L98 156H87V154H84L83 151H82V153H80L81 148H82V150L84 148H86L87 141L92 134V132L89 130L88 120H87V117L85 115L86 108H84L82 105V98H85ZM217 97L218 98L214 97L215 98L214 101L216 102L215 106L216 105L219 106L225 100L224 99L225 97H223V96H222L223 98L222 97L219 98L220 96H218V95H217ZM94 99H96V100H94ZM177 99L178 98H176V100ZM226 99H227V96H226ZM151 100H152V98H151ZM158 101H160V100H158ZM227 101H230V100L227 99ZM173 102L175 103V100H173ZM105 103L107 104L106 106H104ZM165 103L167 104V102H165ZM174 103H173V105H174ZM230 103H232V101H230ZM230 103L228 105H230ZM166 104H164V105H166ZM263 104L259 105V106H262L260 108L259 114L264 115V105ZM108 105H110V106L115 105V111H116V115L118 118L116 116L113 117L112 112L106 109V107ZM173 105L171 104V107ZM228 105H226V106H228ZM187 106H188V103H187ZM188 107H186V108H188ZM22 110H25V111H23L24 113L21 112L22 114L21 113L18 114V112L22 111ZM104 112H106L110 116V119H107L106 121L101 119L100 114L104 113ZM167 112H168V110H167ZM11 114H14V117H16L17 119H18V117L23 116V118L25 117L28 121V118H29L30 122H31L30 118H33V123H31V124H33L34 126L33 127L30 126L31 125L30 122L27 123V121H24V122L18 121L21 124L24 123L23 126L25 129L19 128V131H17L18 130L17 127L15 128L16 125L13 124L16 121L15 120L16 118L14 119V117L9 116ZM16 114L18 115V117L15 116ZM19 115H21V116H19ZM10 117H12L14 119V121L12 118L9 119ZM118 119L121 121H118ZM6 120H7V122H6ZM8 120H10V122ZM11 121H12V124L14 126L12 124H9V123H11ZM25 123L27 126L29 125L31 128H34L32 130H35L37 128L36 131H32L31 128L29 127V129L31 130V132H29L30 134L27 133L28 137L31 136V138H29V139L23 138V137H26V136H24V134L27 131H29L27 129L28 127L27 128L25 127ZM129 125H130V127H128ZM11 126L14 128H12ZM126 127H127V129H126L127 132L124 131V128H126ZM20 129H23V130L27 129V130L24 133L23 130L21 131ZM11 130L16 131L17 134L21 133V132L23 133V134L21 133L22 135L18 134V136H20V137L23 136L19 142L16 143V141H15L16 139H14L13 137L16 136L15 138H17L18 136L15 135L16 134L15 132L14 133L11 132ZM129 130L132 131L133 134H130ZM2 132L0 133V136L4 135ZM13 134H14V136H13ZM43 134H46V135H43ZM258 135H259L258 132L250 134L247 136L248 139H244L242 142H239V143L236 142V138L231 137L230 142H226V144H225V142H220L219 147L221 148V150L225 154L229 155V157H231L232 161L237 165L248 166L249 165V157L251 155L255 154L258 158V162H259L258 164L260 166L259 170L264 171V135H262V136H258ZM149 136H150V147H149ZM20 137H18V138H20ZM44 137H42L41 141L44 139ZM227 138L228 137H226L225 139H227ZM22 139H24V140H22ZM26 139L28 141H26L24 143V141ZM37 139H34V140L37 141ZM160 139L165 140L162 145L159 144L160 143L159 141H161ZM197 143H200V145H204L205 143H207V141L206 142L202 141V138H200L199 136L190 135L188 141H186L182 145H179L180 157L183 158V156L186 152V150H183V147L187 148V150H188L189 148H191V146H193ZM4 144H6V143H4ZM21 144L15 146V147L17 148L19 146V148H21V147L26 148V146L28 145L27 147L30 149L26 148V150H25L24 148H22L23 151H26V152L31 150L30 146L33 147V145H34V144L29 145V143H28V144H26V146H23ZM36 145H39V144H36ZM15 147H13L12 149L15 150L16 149ZM22 149H21V151L19 150L20 153L18 152V154L16 152L18 150H15V151L12 150V152L13 153L15 152L17 155V156L15 155L17 157V159H16L17 161H19L18 156H19V154H21ZM182 150L185 152H182ZM26 152L22 153L21 155L22 156H23V154L27 155L28 157H26V158L30 159L29 160L30 162H28V164L30 163L31 165L26 164L27 163L26 158H23V161L20 162L23 164V166L20 164L19 165L15 164L16 167L17 166L23 167L24 171H25L24 164H26L25 165L26 168H29V169H31L29 166L35 165L34 163H31V162H33V160L35 159V158L32 159V157L36 156V154H35L34 156H31V158H30L29 155H32V154L29 152H27L28 153L27 154ZM32 152L34 153V151H32ZM0 156H1V154H0ZM4 156H6V155H3L2 157H4ZM22 156H20V157H22ZM13 158L11 157V160H12L11 161L8 159V157H6V160L8 159L7 160L8 163L16 161L15 159L13 160ZM3 159H2L3 161H6L5 158H3ZM20 159H22V158H20ZM44 159H42V160H44ZM0 161H1V159H0ZM207 161H209L210 163H212L214 165H216V163H213V161H219V163H221L220 162V156H217V155L210 157ZM14 163H18V162H14ZM13 164H12L11 168L15 167ZM41 164L40 165L38 164V166H41ZM87 164L91 165V170L89 171L88 176H86V177H88L89 180L86 178H83L84 180H80L79 177H81V173L83 172L84 167ZM6 165H7V163H6ZM9 165H11V164H9ZM211 165L209 167H211V169H213L212 166H214V165H212V166ZM217 165H219V164H217ZM8 168H9V166H8ZM34 169H35V167L32 168V171ZM161 169L162 168L158 167L157 165H154V167L151 169V172H152L151 177L154 178L155 185L158 183V182H156L157 180L160 183H162L164 176H166V175L160 176V174L163 175L166 173L165 168H163V170H161ZM6 170H8V169H6ZM9 170H11V169L9 168ZM164 170H165V172L162 173L161 171H164ZM29 171L30 170H28L27 173H29ZM214 172H216L215 168L213 171L211 170V172H209V170H207L206 174L201 175L202 177H200L198 175L193 177L195 180H197V179L199 180V182H198V180L195 182V183L198 182V184H194V181H195L194 180L192 182V185H191L192 187L190 186L191 188L187 187L185 189L184 196L182 197L180 204L178 206H174L170 209H167L165 212L162 213L165 215L164 221L163 220H162L163 222L161 221V223H163L162 226L159 225V227L161 226L160 228L156 227L158 225L157 224V225H155V227H153V228H155V230H156V228H158L157 229V235L160 234L159 232H161V231H162L161 233H163L162 235L160 234L161 236H164V234H166V233H164V231L168 232L166 235L167 236L169 235V236L167 237L165 235L166 237L164 236V238H167L170 240L172 237L170 242L173 239H175V241L173 240L175 243L172 244L173 241H172V243H170L169 240H167V239H165L166 243H164V238H162V237L159 238L160 240H155L157 238H154L152 240V242L149 243L150 246L147 247L148 252L144 253V251L142 250L141 252H143V253H140L141 255H145V258L143 256L141 258L143 260L140 261V259H139L138 261L143 262V264H154V263L156 264L158 262H160L158 264H163L164 263V262H162L163 260L166 261V264H215L214 261L219 259V261H217V264H218V262L220 263V261H221L220 258H221L225 261L227 260V262H226L227 264H242L241 262H243V264H262L263 263L262 261H260V257H261L262 252H263V250H262L263 246L261 244H256V241L258 239H260V237H262L261 234L264 233V209H263V205H260V204H262V202L260 204L259 203L256 204L257 201L255 202L253 199L249 198L250 196H246L247 194L245 196L243 195L244 193L242 194L239 192L240 193L239 194L238 191H240V190L236 191L237 188L236 189L232 188V183H231L232 180L227 181V179H226L227 177L231 179V177L227 173L220 171V172H218L219 174L217 172L215 174ZM262 173H264V172H262ZM31 175L29 174V175H27V177H30ZM23 176H25V175H23ZM142 177H144V178L142 179ZM29 179L27 178V180H29ZM85 179H86V182H85ZM79 180L81 182L82 181H84V182L80 183ZM90 180H92V181H90ZM8 181L6 180L5 182H8ZM11 182H13L12 180L10 181V184L14 185V183H11ZM141 182H139L138 184H140ZM106 183L111 184L108 186V187H111L110 190L112 188H115V190L112 189L111 192L108 191L109 189H107L108 187H107ZM165 183L167 184V181L164 180V184L162 183L160 185L161 186L163 185V187L166 188ZM263 183H264V181H263ZM4 184H7V183H4ZM37 184H39V185H37ZM104 184L107 188H105L103 190L102 187L104 186ZM1 185H3V183L0 184V188H1ZM29 185H32L33 187L32 186L30 187ZM112 185L114 187H112ZM115 185H119L121 187V192L118 190L120 187L118 186V189H117V187H115ZM141 185L142 184H140V186ZM4 186L5 185L2 186L3 188H1L0 192H5L8 189L11 190L10 192H12V193H14L16 191V186L10 185L12 188L9 187L8 189H5L6 186L5 187ZM134 186H135V188H134ZM193 186H195V187L198 186V187L195 189V187H193ZM163 187H162V190L160 188L159 189L161 191H163V189H164V191H165V188H163ZM133 188H134V190H133ZM52 190H53V192H51ZM116 190H118V191L114 192ZM160 190L158 192H160ZM8 191H7V193H9ZM112 191H113V193H112ZM21 192L24 194L23 191H20V194H21ZM36 192H38V193H36ZM55 192H58V193H55ZM167 192L161 193L162 195H160V196H162V198H163L167 194ZM50 193H53V194H50ZM48 194H50V199L47 197ZM57 194H59V195H57ZM63 194L68 195V198L72 197V196L69 197V195L73 194L74 199L76 198L74 201L76 202V200H77V202H76V204H74V201L72 203L69 202V207L66 210H64V212L60 213V211L63 210L62 207L66 206V203L64 205L58 204L62 200ZM30 196H32V197H30ZM53 196H55V197H53ZM58 197L60 199V201H57V204L59 206L56 205L55 203L54 204L56 206H58V208L60 207L61 210H60V208L58 209L57 207L51 206L53 203V200L51 201V199L58 198ZM129 197H130V199L128 200ZM252 198H254V197L252 196ZM37 199H39V200H37ZM48 199L51 202H49ZM109 199H110V202H109ZM111 199H113V202L115 203V205L113 204ZM67 200L68 199L66 197V200H64V202H66ZM107 200H108V203L110 205L109 207L115 206L116 209H115V207H113V209H115L116 211L110 210L112 212L109 213L110 211L108 209H110V208L109 207L107 208V205H108L106 203ZM38 201H39V203H37ZM54 201H56V200H54ZM102 201L104 203H102ZM27 202L28 201H25V203H27ZM98 202H100L103 205L106 203V205H104V207L107 208L105 211L106 214H105V212H103V210H105L104 207H103L104 209L101 208L100 209L101 211H98L99 208L103 206V205H100V203L98 205L99 207L96 210V206H97L96 203H98ZM49 203H51V205ZM111 204H112V206H111ZM36 206H34V207L36 208ZM50 206L53 208V210H54L53 212H55V210L57 209V211H56L57 213L52 212L54 215L55 214H57V215H55V216L53 215V217L51 219H49V217H48V220H47L46 215H49L50 214L49 211H52V208H50ZM30 208H31V206H30ZM49 208H50V210H49ZM120 208L124 209L123 210L124 212L122 210H121L122 212H120V210H119ZM117 209L120 213H117L118 212ZM157 209L155 210L156 212H157ZM11 211H13V212H11ZM6 212H8V211H6ZM126 213H127V211H126ZM17 216H15V217L17 218ZM104 216H105V218H104ZM121 216H124V217L122 218ZM11 217L13 218V215H11L10 218ZM29 217H27V218H29ZM42 217L46 220L43 221ZM94 218H96V219H94ZM7 219H9V216L7 217ZM11 219H10V221H11ZM91 219L89 220V222L91 221ZM12 220H14V219H12ZM127 220H128V222L129 221L130 222L128 223ZM146 220L147 221L149 220L150 222H147ZM9 222H8V224L12 223V222L11 223H9ZM91 222H93V221H91ZM4 223H6V225H7L6 221H4ZM159 224H160V222H159ZM39 225H41V224H39ZM68 225H69L70 229L64 231L63 233H61L62 231L61 232L59 231V229L61 227L64 228L63 226H68ZM121 226H122V228H123V226L125 228L122 229ZM191 226L192 227L194 226V230ZM7 227H10V226H7ZM98 227L96 226V230ZM186 227L188 228V230H186ZM117 228H119V229H117ZM17 229L19 230V231H17L18 234L14 233ZM101 229H99V230H101ZM160 229H162V230H160ZM163 229H164V231H163ZM168 229H170V230L168 231ZM181 229H182V232H181ZM117 230L119 232L121 230L120 235H119V232ZM153 230L154 229H152V231ZM12 231H14V232H12ZM152 231H150V232H152ZM176 231L178 233L180 231V233L178 234ZM2 232H3V230H2ZM105 232H106V234H105V236H103ZM116 232H118V233H116ZM169 232H171L173 236L170 237L171 233H169ZM0 233H1V230H0ZM11 233H14L15 235H17L16 238L19 237V239L17 241L15 238L14 244H12V242L10 243V239H11L12 235H14ZM115 233L117 235H119V237H116ZM139 233H141V235H139ZM148 233L145 232L144 236H146ZM9 234H11V235H9ZM129 234H125V235H129ZM42 236H43V234H42ZM42 236H39V237L41 238ZM68 236H71V237H69L67 239V242L68 243L72 242L71 244L70 243L66 244L65 241H62L64 239L66 240V238ZM126 237H127V239L129 238V236H126ZM40 238H38V240L43 241L44 238L46 239L48 237L44 234V236L42 237L43 240H41ZM82 238H80V240H82ZM87 238H89V237H87ZM122 238L126 239V238H124V236ZM122 238H120V240ZM176 238L179 239V241H177ZM127 239L125 241V244L129 240V239L128 240ZM162 239H163V243H162ZM7 240L9 241L8 247L13 246L11 249L10 248L8 249L6 246H4L5 242ZM112 240L115 242V244ZM167 241L170 243V245H169V243H167ZM62 242H65L64 243V244H66L65 247L62 246V244H63ZM120 242H121V244H119V245H121L120 248L123 247V245L125 246L124 240H122ZM47 243H48V241H47ZM73 243H75V244H73ZM105 243L106 244L110 243V245H106ZM102 244H105V245L102 246ZM127 244L125 246V247H127L125 249V253L128 254L127 252H130L129 253L130 256L125 254L126 256L123 255V257H122L119 255V257H122V258H120L121 260L124 259V257H126L125 259L128 260L129 263L131 262V259L133 260L134 258H136V262L133 263V261L135 259L132 261L133 264H136L138 257H141V255H138L140 252L138 247H140L141 243H140V245H138L139 243L136 244V246L138 245L137 247L135 245H134L135 246L134 247L133 244L131 243L133 246V250L134 249L136 250V248H137L138 252L136 251V253H135L134 252L135 250L134 251L132 250V251L138 257H136L134 254L133 255L135 257L132 256L133 252L128 250V248L132 249V246L130 245L131 246L130 247L129 243H127ZM161 244H166L167 246H169L171 249L169 247H168V249L171 252L174 251L173 249L177 248V249H175L174 252L177 254L182 252L183 254L182 253L178 254L179 256L177 254L175 255L174 252L171 253L170 251H168L167 246L161 245ZM58 245H60V247H58ZM67 245H69V247L71 245H73L72 249L70 250L67 248L69 251L67 249H65ZM117 245H116V247L119 248V245L118 246ZM157 245H159L162 248L160 249V247ZM171 245H173V247ZM53 246H51V247H53ZM108 246H110V247L112 246V248H110ZM164 246H165V248H164ZM57 247H58V250H57ZM62 247H64V248H62ZM80 247H81V249H80ZM91 247H93V248H91ZM154 247H159V249L158 248H155V249H157L158 251L162 250V252L160 251L158 254V253H156V252H158L157 250H156V252L151 250V249H154ZM117 248H115V251H118V253L121 254V252H122V251H120L121 249L116 250ZM179 248L182 250H180ZM4 249H2V250H4ZM60 249H62L63 251L62 250L60 251ZM97 249L95 251H97ZM122 250L124 251V248H122ZM126 250H128V251L126 252ZM211 250L212 251L214 250V251L212 252ZM13 251H15V252H13ZM151 251L155 252L157 255L164 253L165 256H167V257H164V254H162L163 255L162 256L163 260H162L161 255L157 256L159 259L161 257V261L160 260L158 261L156 254L153 253L155 255L157 261H158V262L157 261L155 262L156 259L154 260L155 257ZM176 251H178V252H176ZM83 252H86L85 254L87 255V257L84 255ZM210 252H211V254H209L210 256H208V253H210ZM116 253H115V255L118 256V254H116ZM122 253H124V252H122ZM173 253L176 257L173 256ZM13 254H11V255H13ZM94 255H96V254H94ZM214 255L215 256L217 255V258ZM152 256H153V259H151ZM1 257H2V255H1ZM5 257H7V255H3V258H5ZM84 257L87 258V260L89 261V262L87 261L88 263L87 262L85 263L86 259ZM98 257L99 256H97L96 260L98 259ZM130 257H131V259L129 260ZM13 259H15V258H13ZM41 260L43 261V259H41ZM41 260H38V261H41ZM126 260H125V262L123 261L124 263L122 262L121 264H125ZM223 260H222V262H223ZM9 261H11L10 258H9L8 262ZM93 261L95 262V260H93ZM93 261H92V263H93ZM225 261L223 262V264L225 263ZM16 262L14 264H16ZM36 263H38L37 260H36ZM132 263H130V264H132ZM6 264H8V263H6Z\"/></svg>", "mask_w": 264, "mask_h": 264}, {"label": "clouds", "instance_id": "obj_3", "mask_svg": "<svg viewBox=\"0 0 264 264\" xmlns=\"http://www.w3.org/2000/svg\"><path fill=\"white\" fill-rule=\"evenodd\" d=\"M18 7V5H15L14 8H13V11H15V9Z\"/></svg>", "mask_w": 264, "mask_h": 264}]
</instances>
